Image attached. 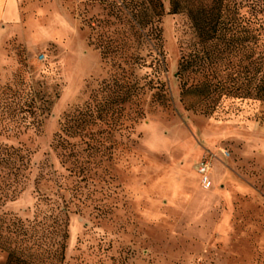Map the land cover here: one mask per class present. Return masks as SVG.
I'll list each match as a JSON object with an SVG mask.
<instances>
[{
    "label": "rangeland",
    "instance_id": "obj_1",
    "mask_svg": "<svg viewBox=\"0 0 264 264\" xmlns=\"http://www.w3.org/2000/svg\"><path fill=\"white\" fill-rule=\"evenodd\" d=\"M157 1L16 0L0 20V149L31 162L0 191V217L28 230L0 237V264L14 247L52 264L62 245L59 264H264V102L246 59L264 9Z\"/></svg>",
    "mask_w": 264,
    "mask_h": 264
},
{
    "label": "trees",
    "instance_id": "obj_2",
    "mask_svg": "<svg viewBox=\"0 0 264 264\" xmlns=\"http://www.w3.org/2000/svg\"><path fill=\"white\" fill-rule=\"evenodd\" d=\"M252 1V0H251ZM258 5L264 9V0H258ZM171 4V10L170 14H177L181 10L180 6V0H170ZM161 8L162 11V5L160 1L158 0L157 3H155V8ZM158 15H162V13H158ZM154 18L152 17L150 19V22L153 24L154 23ZM262 29L264 33V22L262 23ZM258 58L255 60L254 58V52L252 49H250L248 55H247V60L249 63V66H253L256 63H259V72L261 73V77L258 81V85L255 90V99L259 101L264 102V50H261L260 53H258ZM224 87V86H223ZM208 93L205 95L206 98L212 95L211 91H207ZM211 93V94H210ZM253 93V91H248V94ZM61 142V145L63 146L66 143L65 139H60L59 143ZM30 158L28 155L22 153L20 150H8V149H0V178L4 179L5 182L3 183V187H0V191L6 192L9 189H11V182L14 183H19L25 180L27 176L29 175V170H30ZM3 205V204H2ZM1 205V206H2ZM66 209H64L65 212ZM5 220V219H4ZM2 217H0V237L4 236L5 234L9 236L10 234H13L17 236H23L21 238V244L27 242V233L28 230H25V226L21 225L20 222H11L8 224V222H5ZM11 238V236H9ZM66 235H64V238ZM11 243V241H10ZM60 243H58L59 245ZM8 258H9V263L12 264H35L34 261L30 259L27 255L24 254L20 248L14 247L12 249H8ZM64 252H65V246L62 245L59 250L54 251V260L55 263L52 264H59L63 263L64 261Z\"/></svg>",
    "mask_w": 264,
    "mask_h": 264
},
{
    "label": "crops",
    "instance_id": "obj_3",
    "mask_svg": "<svg viewBox=\"0 0 264 264\" xmlns=\"http://www.w3.org/2000/svg\"><path fill=\"white\" fill-rule=\"evenodd\" d=\"M4 6V7H3ZM16 13V0H0V20L13 17Z\"/></svg>",
    "mask_w": 264,
    "mask_h": 264
},
{
    "label": "built area",
    "instance_id": "obj_4",
    "mask_svg": "<svg viewBox=\"0 0 264 264\" xmlns=\"http://www.w3.org/2000/svg\"><path fill=\"white\" fill-rule=\"evenodd\" d=\"M208 172H209V169H208V166L207 165H203L202 168H201V173L203 175H208ZM206 182H208V178H206Z\"/></svg>",
    "mask_w": 264,
    "mask_h": 264
}]
</instances>
